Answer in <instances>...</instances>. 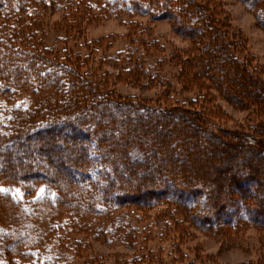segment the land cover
I'll use <instances>...</instances> for the list:
<instances>
[{"label":"trees","instance_id":"1","mask_svg":"<svg viewBox=\"0 0 264 264\" xmlns=\"http://www.w3.org/2000/svg\"><path fill=\"white\" fill-rule=\"evenodd\" d=\"M244 1L264 20V0ZM212 2L0 0V94L30 102L7 110L0 129V263L39 264L54 246L57 259L78 264H196L181 243L195 230L264 229L262 151L207 127L222 122L212 89L264 114V82ZM162 18L190 41L184 56L165 54L154 34ZM111 20L125 32L90 37ZM117 39L127 43L118 58L99 56ZM165 66L198 96L180 104ZM129 83L155 93L126 100L120 85ZM95 244L134 252L109 257Z\"/></svg>","mask_w":264,"mask_h":264},{"label":"rangeland","instance_id":"2","mask_svg":"<svg viewBox=\"0 0 264 264\" xmlns=\"http://www.w3.org/2000/svg\"><path fill=\"white\" fill-rule=\"evenodd\" d=\"M213 4L220 2L222 6V11L219 15L220 18V28L227 32L226 38L231 41L234 45L233 48L239 50L241 57L245 63V67H250L249 69L255 79L264 82V20L259 19L257 14L258 11L253 10L249 2L244 0H212ZM215 2V3H214ZM212 4V5H213ZM217 12V13H218ZM225 26V27H224ZM50 39L46 41L49 45L53 44L54 38L57 31L49 30ZM125 32V28L119 26V22L116 20H111L104 25H100L93 29V33L90 37H102L105 35L120 36ZM155 36L159 37L161 43L165 46V54L168 56L177 54L180 57L185 55L188 50L190 41L186 38L184 33H181L180 29L177 27L176 23L169 21L166 18H162L155 22L154 29ZM243 44V48H236V44ZM127 49V43L124 39H117L113 44V48L108 50V53H99V56L106 54L108 61L115 60L118 58L123 51ZM243 53V54H242ZM180 67V66H178ZM171 67L165 66L163 73L171 79L175 91V97H177L181 103L185 104V100H190V98L197 97L198 94L191 86L188 92H184L183 83L178 80V72ZM177 77V80L175 79ZM256 79V80H257ZM181 82V83H180ZM137 85L132 86L129 84L120 85V91L122 92V97L127 96H152L155 93V89H149V91H141L138 89ZM213 94H215V103L219 106L221 112L217 113L222 119V122H214L213 124L207 125V127L214 133L219 134L229 143H235L237 145L241 144L240 140H236L230 137L229 134L235 133L237 136H241L245 140V144L251 145V147L256 148V151H262L261 161L264 163V114L257 111H251L250 108L243 109L239 108L235 99H227L221 91L212 89ZM5 94H0V129L6 124L5 120L7 118L8 112L16 105L23 104L24 107L30 105L29 97L16 98L7 104L6 95L10 94V91L4 92ZM124 94V95H123ZM199 106H194L193 110H199ZM189 109V107L187 108ZM191 116L190 118L193 120ZM259 142V144H258ZM261 146V147H260ZM52 153L55 150L51 151ZM196 154V153H195ZM238 156L237 163L239 166H244V156L235 153ZM234 154V155H235ZM240 156L242 157L241 159ZM219 158H216L218 161ZM221 170L224 171L225 168L220 166ZM226 172V171H225ZM228 173H223V178H226V182L229 183ZM74 174L71 177L72 182L74 181ZM0 187V191H4ZM256 191V190H255ZM254 192H249L251 198L258 197L259 195ZM229 192H239L237 190L232 191V188L225 191ZM1 193V192H0ZM174 194H178L174 190ZM238 196V194H236ZM19 196V194H18ZM21 196V195H20ZM194 234L187 239L182 240V249L184 257L188 261L195 262L196 264H257V262L264 258V229H254L247 228L241 234L238 233H224L223 236L211 235V233H204L201 230H195ZM237 236V237H236ZM165 247L166 244L163 243ZM95 252L105 256H111L112 254H133L134 250L128 249L124 246H104L95 244ZM167 248V247H166ZM50 250V253L46 251ZM45 250V259L40 260L39 264H78L77 261H72L70 259V254H66V257L57 259V251L54 246H48ZM165 256L163 262L164 264H169L168 259ZM57 260V261H55ZM187 263V262H186ZM185 262H179L177 264H186ZM0 264H7L6 262H1ZM27 264V263H25ZM144 264V263H143ZM147 264V263H146Z\"/></svg>","mask_w":264,"mask_h":264}]
</instances>
